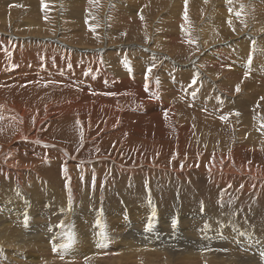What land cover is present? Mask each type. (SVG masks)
Wrapping results in <instances>:
<instances>
[{
	"label": "rangeland",
	"instance_id": "obj_1",
	"mask_svg": "<svg viewBox=\"0 0 264 264\" xmlns=\"http://www.w3.org/2000/svg\"><path fill=\"white\" fill-rule=\"evenodd\" d=\"M234 1L0 0V264H264V0Z\"/></svg>",
	"mask_w": 264,
	"mask_h": 264
},
{
	"label": "bare ground",
	"instance_id": "obj_2",
	"mask_svg": "<svg viewBox=\"0 0 264 264\" xmlns=\"http://www.w3.org/2000/svg\"><path fill=\"white\" fill-rule=\"evenodd\" d=\"M236 1L237 0H235L234 1V3H232L233 5H234V8L236 9ZM239 5V4H238ZM241 8V7H240ZM262 15V14H261ZM263 16H264V14H263ZM32 54H36V52H33ZM99 69H100V74L101 75H104V77L105 76H108V78L110 79V82H108L107 84H106V87H107V92H108V94H109V96H110V98H116L115 96H117V93L119 94V92H117V91H119V89L118 88H120V87H124V86H126V85H128V83H135V78H129L128 80H126V79H123L122 81H118V80H116L115 78H117V79H120V78H118L117 76H113V75H111L110 73H107L106 72V70H105V68H101L100 66H99ZM220 76V75H219ZM12 78H13V80L12 81H18V82H22V81H20V80H18L17 79V77H15L14 75H12ZM107 78V77H106ZM151 83V82H150ZM150 83L148 84V86H151L150 85ZM154 85V84H153ZM154 92H158V90L155 88L154 90H153ZM154 94V93H153ZM120 95V94H119ZM158 96H160V95H157L156 96V98H158ZM151 97V96H150ZM161 97V96H160ZM152 98V97H151ZM154 98V97H153ZM162 99V98H161ZM160 100V99H159ZM166 100V99H165ZM121 101V100H120ZM146 101H148V103L150 102L149 100H146ZM8 102V101H7ZM110 102H111V106H115L116 104H118L119 103V101L117 102H115V100L113 101L112 99H110ZM122 102V101H121ZM8 103H10L12 106L10 107V108H6V111H4V113H2L3 114V116L6 118H9V120L11 121V122H8V124H9V126H11V127H13V128H15V129H18V130H21V132H20V134H19V138H18V140L16 141V143L14 144V146L12 147V149H16V147L18 146V143L20 142H22L23 143V141H24V137H22V136H25V135H27L26 134V124H24V122H26V123H28V120L29 119H27L26 118V115L27 114H31V112H30V110H29V108H27V106H28V104H26V103H17V102H14V101H10V102H8ZM20 105H24L25 107H20ZM39 107H38V105H34V107H33V109H32V115H30V117L31 118H33V119H31L32 121H36V120H34V119H36L35 118V116L36 115H38L39 114V112H35L37 109H38ZM152 112L151 113H149V114H147L145 117H144V119H141V120H138V121H133L134 123L135 122H144V123H148V121H154V120H156L157 119V123H160V120H161V118H162V116H163V114H164V112L161 110V108H158V107H152ZM114 111V110H113ZM112 111V112H113ZM117 112V111H116ZM166 112V111H165ZM107 113V112H106ZM110 113V112H109ZM115 112H113V114H114ZM125 114H126V112H125ZM176 114H177V110H176V108H174V107H171V118H173V120L175 121V120H178V118H177V116H176ZM112 115V114H111ZM109 116H110V114H109ZM122 116V115H121ZM123 117V116H122ZM126 118V117H125ZM20 119V120H19ZM118 119H120V117L118 118ZM22 120V121H21ZM110 120V119H109ZM126 120L128 121L129 119H127L126 118ZM116 121H118V120H116ZM115 121V122H116ZM38 122V121H37ZM122 122V121H121ZM182 123H183V121H181ZM34 123V122H33ZM124 123V122H123ZM122 124V123H121ZM112 125V124H111ZM185 125H187V126H189V124L188 123H185ZM41 126H42V124L41 123H37V125H36V131L38 130V131H40V129H42L41 128ZM49 126V125H48ZM117 126V125H116ZM120 126V125H119ZM30 137V136H29ZM27 138V137H26ZM27 140H30V141H35V142H38L37 140H35V138L34 137H31V138H27ZM18 142V143H17ZM42 142H40V144H41ZM43 144V143H42ZM24 145V144H23ZM45 146V145H44ZM33 147V146H32ZM18 148V147H17ZM175 150H177V155H182L184 152H185V150L184 149H181V148H178V149H175ZM65 150H63V152H64ZM41 152V155H43L46 151H40ZM189 152V151H188ZM187 153V152H186ZM175 154V153H174ZM184 159V158H183ZM178 160V159H177ZM186 160V159H185ZM184 160V161H185ZM193 161V160H192ZM189 162H190V160H189ZM210 162V161H209ZM180 163V162H179ZM184 163V162H183ZM198 163H199V161H198ZM119 164V163H118ZM186 164V163H185ZM187 164H188V161H187ZM191 164V163H190ZM10 165V164H9ZM189 165V164H188ZM212 165V164H211ZM14 166H16L17 167V164H13L12 165V167H14ZM12 167H11V171L9 170L8 171V173L11 175V176H14V175H16V173H14L13 172V169H12ZM196 167V166H195ZM175 168H177V167H175ZM7 169V168H6ZM179 170V169H178ZM175 171V170H174ZM257 175V174H256ZM262 176V175H261ZM73 212H75V210L73 211ZM74 213H72L71 214V216L73 215ZM71 216L69 217V219L71 218ZM204 216H197V217H195L194 219H197V218H203ZM181 220H185V221H189L188 223H187V225L186 226H188V224H191L192 226H193V228H197V227H194V224L197 222V221H190V220H186V219H183V218H181ZM196 224H204V221H203V219H202V221H199V223L197 222ZM190 225V226H191ZM200 227V226H199ZM201 228V227H200ZM224 230H228L227 229V227H225V229ZM256 233V232H255ZM191 234V233H190ZM196 234V233H195ZM252 234V233H251ZM253 235V234H252ZM251 236V235H250ZM183 237V236H182ZM188 237V236H187ZM263 237V236H262ZM250 238V237H249ZM193 238L191 237V240H192ZM187 240V239H186ZM256 240H258V241H261V240H263V238H261V237H258V235H257V238H256ZM127 242V241H126ZM138 242V244L140 245V244H142V245H148L149 244V247H141V249L139 248H137V244H135V243H130V248L132 247V246H135V247H133L134 249H130L131 251H129L128 250V248H126L127 249V254H134L136 251H139L140 253H143L145 256H147V257H150V258H154V259H158L159 258V256L160 255H166L167 253H169V251H168V249H167V247H151L150 245H155L153 242L152 243H142V242H139V241H137ZM252 242V241H251ZM258 243H260V242H258ZM262 243V242H261ZM159 246V245H158ZM188 248H191V247H184V254L183 255H180V257H181V259L183 258V256H185V255H187V257H185L184 259L185 260H190V258L192 259V257H190V256H192V255H194V254H196V253H192V252H190L189 251V249ZM121 249H123V248H121ZM14 250L15 249H6V248H4V251H7L8 253H9V257H11V258H13L15 261V263H18V264H26L27 263V259L29 258V255L26 253V252H24L23 250H17L16 252H14ZM206 250V249H205ZM2 252V251H1ZM207 253H204V254H208V256L209 257H212V256H210V253H212V252H210V251H206ZM210 252V253H209ZM12 253L15 255H12ZM202 255H203V253H201ZM200 254V255H201ZM199 255V256H200ZM14 256V257H13ZM175 256V255H174ZM195 256V255H194ZM204 256V255H203ZM170 257V256H169ZM176 257V256H175ZM179 257V256H178ZM143 258V257H142ZM149 258V259H150ZM165 258H167V256H165ZM172 258H174V257H172ZM202 258V257H201ZM208 258V257H207ZM180 259V258H179ZM178 260V259H177ZM184 261V260H183ZM197 261V260H196ZM154 262V261H153ZM185 262V261H184ZM190 262V261H189ZM193 262V261H192ZM148 264V263H147ZM193 264V263H192Z\"/></svg>",
	"mask_w": 264,
	"mask_h": 264
},
{
	"label": "snow or ice",
	"instance_id": "obj_3",
	"mask_svg": "<svg viewBox=\"0 0 264 264\" xmlns=\"http://www.w3.org/2000/svg\"><path fill=\"white\" fill-rule=\"evenodd\" d=\"M186 2H187V0H186ZM45 7H46V5H45ZM237 15H239V13H237ZM185 19H187V14L185 13ZM149 71H150V69H149ZM195 81H193V83H194ZM239 86H237V89H236V91L237 92H239ZM261 99H264V97H262ZM236 115H239V113H236ZM221 119L222 120H226L227 119V117H221ZM173 226H175V225H173ZM149 228L151 227V224H149V226H148ZM101 236H102V242H100V243H98V246L99 247H103L104 246V242H107V240H108V236H107V234L106 233H101ZM74 238L73 237H70L69 238V242L71 243L72 242V240H73ZM68 245H65V247H67Z\"/></svg>",
	"mask_w": 264,
	"mask_h": 264
}]
</instances>
